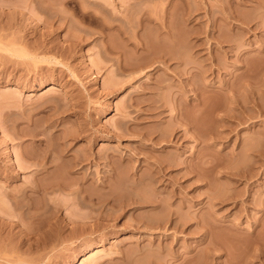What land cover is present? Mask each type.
Returning <instances> with one entry per match:
<instances>
[{
    "label": "rangeland",
    "instance_id": "obj_1",
    "mask_svg": "<svg viewBox=\"0 0 264 264\" xmlns=\"http://www.w3.org/2000/svg\"><path fill=\"white\" fill-rule=\"evenodd\" d=\"M127 1L139 4L126 11ZM188 1L197 8L196 21H176L183 50H168L184 56L187 67L173 60L164 68L151 60L152 48L131 47L143 44L141 35L154 42V26L139 25V19L157 15L159 3L0 0V218L9 235L26 237V207L14 209L12 196L40 177L34 159L45 154L50 161L56 149L59 163L47 162L42 186L54 181L48 178L66 177L57 183L75 181L71 188L86 191L79 201L60 185L44 197L35 194L28 203L39 211L57 207V235L41 251H21L14 237L9 244L1 236L8 244L0 242V248L13 252L5 258L20 253L27 264H264V0ZM173 2L181 7L180 0ZM228 10L240 21L225 23ZM106 25H122L125 33ZM195 38L203 41L199 56L190 48ZM148 45L158 46L153 51L167 46L159 39ZM209 56L214 61L203 62ZM192 120L201 121L200 129L193 125L198 134ZM157 162H163V174L155 173ZM158 176L166 185L153 184ZM99 196L106 207L99 206ZM130 197L138 208L110 205ZM156 197L161 202L152 204ZM141 198L146 202L140 205ZM168 213L179 221L161 223Z\"/></svg>",
    "mask_w": 264,
    "mask_h": 264
},
{
    "label": "bare ground",
    "instance_id": "obj_2",
    "mask_svg": "<svg viewBox=\"0 0 264 264\" xmlns=\"http://www.w3.org/2000/svg\"><path fill=\"white\" fill-rule=\"evenodd\" d=\"M148 1H150V2H153L154 4H157V3H159L160 5V7L157 9L158 10V14L156 15V14H154L155 16H152V15H150V14H146V13H143L142 15H141V17H140V19H139V25H141V24H149V25H152V26H154V28H155V33H154V38L153 39H155V40H157V39H159L160 41H164V43H166V47H164V48H166L167 50L165 51L164 50V48L163 47H161V49H160V47H159V49H155L154 51L152 50V49H154V48H158V46H154V48L153 47H151V45H148V44H154L155 43V40H154V42L152 41V37L151 36H145V37H147L148 39H146L145 37H144V35H143V37H142V35H141V39L143 38V44H142V40L141 41H139L138 42V44H139V46H138V44H131L132 46V49L133 48H135L134 49V51L135 50H137L138 49V47H140L141 49H143L144 51H145V53L148 51V49H150V48H152L150 51H152L153 53H152V55L154 54V52H157L156 54H154L153 56L151 55V53L150 54H148V55H151L150 56V58H152L151 60H153V62L154 63H157V64H160V65H163V67L164 68H167L168 67V64H169V62H171V61H173V60H175L177 63H179V64H181V65H185L186 67H187V60L185 59V57L183 56L182 57V55H180V54H178V55H176V57H175V54L173 53V54H170L169 52L170 51H168V50H170V48H173V47H178V49L180 48V46H182L181 48H180V50H183V45H180V43H182L181 41H179L180 39H178V34H179V31L178 30H180L178 27H177V24H176V21H179L180 19H181V24H183V23H188V24H190V23H192L193 24V22H195L196 21V19H195V17L193 16L194 15V13L196 12L195 11V9H197V8H195L194 9V7L195 6H192L191 5V2L190 1H188V0H180V2H181V7L179 6V8L177 9L176 8V6H175V3L173 2V0H168V2L165 4V5H161V0H148ZM245 1V0H244ZM248 1H250V0H248ZM252 1V0H251ZM190 2V3H189ZM245 3V2H244ZM247 3V2H246ZM139 4V2L138 1H134V2H130V1H127V2H125V4H124V10H129V9H131V8H134L135 6H137ZM249 4V3H248ZM257 5H260V6H262L263 5V3H261V1L259 2V3H256ZM178 7V6H177ZM264 7V6H263ZM174 8H175V11H177V14L174 12ZM228 9V8H227ZM226 9V10H227ZM195 11V12H194ZM230 10H228L227 12H226V16L225 15H223V17H222V19H224L223 21H225L226 19L227 20H231V21H235V20H238V22L240 21V19H236L235 18V16L236 15H233V14H235V13H233L232 11L233 10H231L230 12H229ZM232 12V13H231ZM175 13V14H174ZM172 15H173V17H172ZM174 17H175V19H174ZM176 17H178V18H176ZM215 19V18H214ZM174 20H175V22H174ZM198 20V19H197ZM209 20V19H208ZM212 20V19H211ZM210 20V21H211ZM209 21V22H210ZM183 22V23H182ZM214 20H212V23H211V25L213 26H215L216 24V22H214ZM227 22H229L230 23V21H227ZM236 22V21H235ZM235 22L233 23V24H235ZM242 22V21H241ZM178 23V25H179V22H177ZM225 23H226V21H225ZM192 24L189 26V27H191L192 29L193 28H195L196 26V29H194L195 31L194 32H196V33H198V31L197 30H199V28H201L200 26H201V22L198 20L194 25H195V27H193L192 26ZM231 24V23H230ZM230 24H228L229 26H230ZM237 24H239V23H237ZM185 25V24H184ZM208 25V24H207ZM227 25V26H228ZM241 25V24H240ZM239 25V26H240ZM109 26V25H108ZM181 26V25H180ZM206 26V25H205ZM213 26V27H214ZM233 26H235V25H232L231 27H233ZM176 27V28H175ZM213 27H212V29H213ZM106 29H109V30H111V29H115L119 34H124L125 32H124V30H123V28H122V25H110L109 27H107V25H106V27H105ZM208 28V27H207ZM206 28V29H207ZM216 30H217V28L216 27H214ZM236 28H237V25H236ZM239 28V27H238ZM243 28V27H242ZM241 27L239 28V29H242ZM178 29V30H177ZM205 29V30H206ZM215 29H213L212 30V33H213V31L215 30ZM231 29H233V28H231ZM238 29V30H239ZM245 29H247V28H245ZM188 30H189V28H188ZM205 30H204V32H205ZM242 30H244V29H242ZM177 31H178V34H177ZM193 31V30H192ZM208 30H206V32H207ZM189 33H191L193 36H195L194 34H193V32H191V30H189L188 31V34ZM214 33H216L215 31H214ZM182 32H181V34L179 35L180 36V38L181 37H183L182 36ZM191 34H189V35H191ZM207 34H209V31H208V33ZM207 34H205V35H207ZM189 35H188V37H189ZM213 35V34H212ZM211 35V36H212ZM215 35V34H214ZM213 35V36H214ZM197 36V35H196ZM211 36H210V38H211ZM212 36V37H213ZM216 36V35H215ZM218 36V35H217ZM150 37V38H149ZM191 37V36H190ZM198 37H200V36H198ZM147 40V41H145V39ZM187 38V36H185L184 35V37L182 38V39H186ZM193 39H194V37H192ZM191 38V39H192ZM152 41H150V40ZM181 39V40H182ZM189 39V38H188ZM190 39V40H191ZM191 40L192 42L194 41V40ZM200 38H198V39H196L195 38V42L194 43H191L192 45H190V48H191V51L193 52L192 53V55H194V54H198V46H201L200 44H202L203 43V41H201L200 42V44H199V41L200 40H202V39H200ZM214 39V38H213ZM213 39H211V40H213ZM219 40V41H218ZM214 41H216V40H214ZM141 42V43H140ZM144 42H145V44H144ZM148 42H150V43H148ZM180 42V43H179ZM217 42H218V44L220 43L221 44V40L220 39H217ZM217 42H216V44H217ZM148 43V44H147ZM141 44V45H140ZM198 44V45H197ZM106 46H110V45H106ZM170 46V47H169ZM108 47H106L107 49H108ZM150 47V48H149ZM169 47V48H168ZM175 47V48H176ZM22 48V47H21ZM140 49V50H141ZM164 51H163V50ZM184 49H186V48H184ZM201 49V48H200ZM157 50V51H156ZM158 50H159V52H160V50H162L163 52H161V53H158ZM149 51V52H150ZM187 51V50H186ZM15 52H17V51H15ZM143 52V51H142ZM172 52V51H171ZM177 52H178V50H177ZM188 52H190V51H188ZM18 54H19V56H23L24 55V52H23V50H21L20 49V51L19 52H17ZM144 53V52H143ZM144 53V54H145ZM148 53V52H147ZM191 53V52H190ZM160 54V55H159ZM180 55V56H179ZM198 56H199V54H198ZM198 56H196L199 60H200V57H198ZM195 57V58H196ZM190 58H194V57H190ZM196 58V59H197ZM214 59V57L213 56H209V57H207V58H205L204 59V61L203 62H205V61H207V62H212V61H214L213 59ZM203 60V59H202ZM202 60H201V62H202ZM149 63H150V59L149 60H147ZM186 62V63H185ZM198 62V61H197ZM125 63V62H124ZM124 63H123V66H126L127 64L125 63V65H124ZM152 64V63H151ZM154 65V64H153ZM151 66V65H150ZM185 71V67L183 68V72ZM178 77V76H177ZM180 77V76H179ZM197 99H200L199 97L197 98ZM197 101V103L194 105V107H195V109H196V111H197V107H198V105L200 104L199 102L200 101H198V100H196ZM180 104H181V102H180ZM199 108V107H198ZM178 112V113H177ZM180 112V110L179 111H176V113H177V115H176V113H175V116H176V118L177 119H179L178 121L181 123V121L183 120V121H185L184 119H182L181 120V117L182 118H184V116H185V114L184 113H179ZM198 112V115L201 113L199 110L197 111ZM182 114H184V116H182ZM194 115H196V117L194 116V119H196V118H198L197 116V114H194ZM175 116H174V118H175ZM200 116V115H199ZM187 118H189V117H187ZM190 118H192V116L190 117ZM189 118V119H190ZM202 118V117H201ZM200 118V119H201ZM134 119H136L135 117H134ZM176 119V120H177ZM193 119V120H194ZM199 119V120H200ZM192 120V121H193ZM202 120V119H201ZM186 121H187V119H186ZM192 121H189V122H192ZM189 122H187V126H188V123ZM199 121L197 120V123H198ZM201 122V121H200ZM199 122V123H200ZM177 123V122H176ZM185 123V122H184ZM197 123H195L194 121H193V124H192V126L191 127H193V125L195 126V127H197V128H199L198 126H196V124ZM198 123V124H199ZM201 124V123H200ZM181 126H184L183 124H180ZM179 124H178V126H180ZM185 126H186V123H185ZM190 127V128H191ZM200 127H201V125H200ZM202 128V127H201ZM194 131H195V128L193 127L192 128ZM200 129V128H199ZM202 130H200V132H201ZM196 132V131H195ZM197 132H198V130H197ZM196 132V133H197ZM199 133V132H198ZM197 133V134H198ZM197 134L196 135H194V136H197ZM202 134V133H201ZM71 135V134H70ZM200 135V134H199ZM198 135V136H199ZM66 135L64 134V139L68 136V133H67V136L65 137ZM197 136V139H196V137H195V139H196V141L198 140H201V139H199V137H201V136H199L198 137ZM74 138V137H73ZM177 138V137H176ZM179 138V137H178ZM62 139H63V137H62ZM67 139V138H66ZM213 139H215V138H213ZM156 140H157V138H156ZM159 140H160V138H159ZM159 140H157V141H159ZM180 140V139H179ZM61 141V140H60ZM64 141V140H63ZM202 141V140H201ZM214 141V140H213ZM34 142V141H33ZM156 142V141H155ZM200 142V141H199ZM38 143H40V142H38ZM64 144V143H63ZM65 144H67V143H65ZM65 144H64V146H65ZM38 145V144H37ZM57 146V145H56ZM66 146H69V143H68V145H66ZM47 148L48 147H46V150H47ZM66 148V147H65ZM56 149V148H55ZM54 149V150H55ZM54 150H52V152L54 151ZM59 150H61V149H58V152H59ZM63 151V150H62ZM51 152V151H50ZM67 153V152H66ZM70 153V152H69ZM44 154V153H43ZM54 154V155H53ZM51 153L50 154V156H52V158H51V160L50 161H47V159L45 158L46 156H45V154H44V156L42 155V156H40L39 158L37 157V158H30V159H32V162H33V159H34V162L32 163V165L36 168V172L35 173H37L36 174V176L39 174L40 175V177H38L37 178V182H36V179H35V182H34V184L32 185V186H30V187H28L27 188V190H23L21 193H20V195H14V196H12L11 198H12V200H13V203H14V209H16V210H20V208H21V211H22V207L24 208V207H26V209L24 210L23 209V212L21 213V211H18L19 212V214L21 213L24 217H22V219H23V221L25 222V220H26V223H23V224H25V225H23L24 227L23 228H21V229H23L22 231H21V234H22V232H23V234H25L24 236H26V237H24V238H19L18 236H19V232L20 231H18V234L17 233H15V235L17 234L18 236L15 238L14 236V234H12V235H9V234H11L10 233V231H9V228H6V224L2 221V219L0 218V237L2 236L3 237V239L5 240V241H8L9 242V244H10V241H9V238L11 239V242H12V237H14L15 238V241L16 242H18V245L19 246H21V247H17V246H15L14 244H11V246L13 245V247L12 248H14V247H17L18 249H20L21 248V251L25 248L27 251H28V249L29 248H33V249H35V251L36 250H40L44 245H45V243H46V240L49 238L50 239V237H52L53 238V236L56 234L57 235V221H53L52 220V218L57 214V211H58V209H56L57 207H55V208H51V210L52 211H50V214L49 213H46V211L45 210H41V211H39L40 209H37L38 208V206L36 207L35 205H30L28 202L31 200L32 201V199L33 198H38L37 196H39V198H40V196H43L44 197V195H45V193L46 192H48L50 189H52L53 187H55V188H57V185L59 186L60 185V187L62 186V187H66V189L68 188V189H71L72 190V193H75L76 195H74L76 198L78 197V194H81L84 190H85V188H82V190L80 189V188H78L79 190H77V188H75V189H73V188H71V186H75V185H73V183H75V181L73 182V183H71V182H66L65 183V180L66 179H68V178H66V177H64L65 178V180H63L64 182H62L61 184L60 183H57V182H59V181H57V180H62V179H64L63 177L61 178V179H59L58 177H57V180H55V176L54 177H52V178H48V179H53L54 181H52V182H50V183H48V185L46 186V187H44V186H42V182H44V181H40V178H41V180L42 179H44L45 177H46V175H45V177L43 176L42 177V174L44 173V171H45V166L47 165V162H50V163H52L51 165H53V162L55 163L56 162V164L57 163H59V162H57V158L59 157H57V149H56V151L54 152V153ZM59 154H60V152H59ZM60 155H62L63 156V154H60ZM71 155H72V153H71ZM29 156H30V154H29ZM31 157H34L33 155L31 156ZM36 157V156H35ZM74 157H75V155H74ZM29 158V157H28ZM76 158H77V156H76ZM60 159V158H59ZM63 159V158H62ZM72 159V158H71ZM69 160V158L67 159L66 158V160H69V161H72L73 162V159L72 160ZM80 159V161H82V159L81 158H79ZM66 160H65V162H66ZM84 160V159H83ZM59 161V160H58ZM69 161H68V163L66 164V165H68L69 164ZM78 161V160H77ZM65 162H64V164H65ZM71 163V162H70ZM74 163L76 164V162L74 161L73 162V165H74ZM80 164H81V162H79ZM72 164V163H71ZM79 164V165H80ZM58 165V164H57ZM57 165L55 166V168L57 167ZM73 165H70L71 167L73 166ZM157 166H155V173L156 174H158V173H160V171H161V173L164 171V170H166V169H164L165 168V166L163 165V162H162V165H161V162L159 163V162H157V164H156ZM69 165H68V168L70 167ZM74 166H76V165H74ZM79 167V166H78ZM54 168V167H53ZM54 168V169H55ZM73 168V167H72ZM57 169V168H56ZM70 170H71V168H70ZM75 170V169H74ZM163 170V171H162ZM56 171V170H55ZM73 171V170H72ZM67 172H69V171H67ZM165 172V171H164ZM72 173V172H71ZM77 173V172H76ZM160 173V174H161ZM55 175H56V172L54 173ZM68 174V173H67ZM163 174V173H162ZM44 175V174H43ZM83 177H84V175H83ZM87 177V176H86ZM160 177L158 176L157 178H154L153 179V184H156L157 182H162L164 185H166L163 181H160L161 179H159ZM38 179H39V181H38ZM81 179H82V177H81ZM86 179V178H85ZM47 181V180H46ZM68 181V180H67ZM77 181V183H80L78 180H76ZM86 181V180H85ZM39 182H41V183H39ZM49 182V181H48ZM150 182V181H149ZM151 182V183H152ZM41 184V185H40ZM76 184V183H75ZM82 183H80V185H81ZM100 184V183H99ZM46 185V184H45ZM79 185V184H78ZM101 185V184H100ZM103 185V184H102ZM59 187V189H62V188H60ZM70 187V188H69ZM102 187V186H101ZM63 188V189H64ZM47 189H49L48 191H47ZM58 189V188H57ZM52 190H54V188L52 189ZM102 190V189H101ZM81 191V192H80ZM84 192H86V191H84ZM83 192V193H84ZM103 193V192H102ZM173 193V192H172ZM19 194V193H18ZM37 195V196H35V197H33L34 195ZM86 194H89L88 193V191H87V193ZM104 195H105V193H104ZM132 195V194H131ZM135 195H137V194H135ZM134 195V196H135ZM88 197H89V200H90V195H87ZM133 196V195H132ZM133 196V197H134ZM42 197V198H43ZM133 197H130V198H132V199H128V198H125L126 199V201H122V203L120 202H116V200L117 199H115V201L113 202H111V200H110V202L112 203V204H110V205H112L113 206V209H114V207L116 208H118V209H124L125 207H128V206H131V205H137L138 203H137V199H136V197L135 198H133ZM138 197V196H137ZM166 197V196H165ZM165 197H163L164 199H165ZM80 198V197H79ZM82 198V197H81ZM85 199H86V197H84ZM101 196H99V199L101 200ZM139 198H140V196H139ZM138 198V199H139ZM160 198V197H159ZM162 198V199H163ZM168 198H169V196L166 198L167 200H168ZM85 199H82V203H84L85 202ZM88 199V198H87ZM98 199V198H97ZM96 199V205H98L99 203V201ZM103 199V198H102ZM128 199V200H127ZM161 199V198H160ZM161 199V200H162ZM24 202V203H26V204H21L22 202ZM77 200L79 201L80 199H78L77 198ZM76 200V201H77ZM89 200H87V202L89 201ZM105 200H106V198H105ZM105 200L103 199V202H100V205L99 206H102L101 208H103L105 205H104V202H105ZM144 201L146 200L145 198L143 199ZM262 200H263V198H262ZM91 201V200H90ZM121 201V200H120ZM144 201H142V198H141V202H140V200H139V204L141 205V204H144ZM152 201V204L153 203H158V202H161V201H158L157 200V197H156V200L155 199H151L150 200V202ZM21 202V203H20ZM118 203V205H114L113 203ZM146 202V201H145ZM28 203V204H27ZM90 204V203H89ZM261 204H263V201H262V203ZM80 205H82L81 203H80ZM85 206H89V205H85ZM112 206H110V207H112ZM154 208H156V206L157 205H152ZM262 206V205H261ZM41 206H39V208H40ZM106 207V206H105ZM132 207V206H131ZM45 208V207H44ZM48 208V207H47ZM129 208V207H128ZM134 209H135V207H133ZM136 208H138V205L136 206ZM130 209V208H129ZM32 210V211H31ZM50 210V209H49ZM48 210V211H49ZM1 211V210H0ZM3 211V210H2ZM1 211V212H2ZM43 211H44V213H43ZM47 211V212H48ZM54 214H52V213ZM101 213V212H100ZM104 213V211L102 212V214ZM106 213V212H105ZM104 213V214H105ZM171 213V212H170ZM170 213H168V216H165V214H164V216L165 217H163V218H160L161 219V223H162V220H163V222H171L172 224H175V223H177V221H179V219L178 218H173L172 217V219H171V215H170ZM19 214H18V216H19ZM51 215V216H47V215ZM103 214V215H104ZM21 215V216H22ZM87 215V214H86ZM103 215H100L99 214V219L101 218L102 219V221L103 220H106V218L103 216ZM166 215H167V213H166ZM157 216H159V215H157ZM163 216V215H162ZM161 216V217H162ZM86 217V218H85ZM84 218L85 219H90L91 218V216H85ZM151 217V216H150ZM21 219V217H18V219ZM109 218V217H108ZM152 218V217H151ZM154 218H152V221L154 222V220H153ZM155 219H159V217H156ZM55 220V219H54ZM94 220H96L97 221V219H94ZM149 220H151V219H149ZM148 220V221H149ZM157 220H155V222L154 223H156V221ZM22 221V222H23ZM71 221V223H74L73 222V220H70ZM152 221H149V222H147V223H152ZM20 222H21V220H20ZM158 223H156L157 225V227H160V225H162V224H160L159 223V220L157 221ZM87 223V222H86ZM85 223V224H86ZM145 223V222H144ZM166 223V224H167ZM170 223V224H171ZM153 224V223H152ZM158 224H160L159 226H158ZM164 225V224H163ZM146 226H147V224H146ZM149 226V225H148ZM14 235V236H13ZM55 235V236H56ZM2 237H1V239H2ZM2 239V240H3ZM3 240V241H4ZM51 240V239H50ZM14 241V240H13ZM49 241V240H48ZM47 241V242H48ZM0 242H2V241H0ZM2 243H6V244H8L7 242H2ZM13 243H15V242H13ZM3 244V245H4ZM5 244V245H6ZM16 244V243H15ZM4 245V247H2V248H0V260H2V261H4L5 263H11V264H20V263H23V264H27V263H25V261H23L22 259H20L19 257H17V255H19L20 256V253L19 254H17L16 255V257L15 258H12L13 256L11 255V258L10 259H7V258H5V252H6V254H8V252H9V250H8V246H5ZM48 245V244H47ZM23 247V248H22ZM47 247V246H46ZM45 247V248H46ZM9 248H11V247H9ZM44 248V247H43ZM8 251H7V250ZM25 249L23 250V251H25ZM16 250V249H15ZM38 250V251H39ZM43 250V249H42ZM19 251V250H18ZM32 251V250H31ZM41 251V250H40ZM10 252H12V251H10ZM9 252V253H10ZM15 252V251H14ZM17 253V252H16ZM12 254H13V252H12ZM22 255V254H21ZM21 257V256H20ZM3 262V264H5ZM2 263V262H1ZM0 263V264H1Z\"/></svg>",
    "mask_w": 264,
    "mask_h": 264
}]
</instances>
